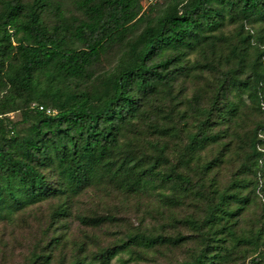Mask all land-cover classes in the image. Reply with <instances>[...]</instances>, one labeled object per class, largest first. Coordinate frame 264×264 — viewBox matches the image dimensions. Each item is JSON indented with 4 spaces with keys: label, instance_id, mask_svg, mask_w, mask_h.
<instances>
[{
    "label": "trees",
    "instance_id": "1",
    "mask_svg": "<svg viewBox=\"0 0 264 264\" xmlns=\"http://www.w3.org/2000/svg\"><path fill=\"white\" fill-rule=\"evenodd\" d=\"M143 2L75 0L80 15L68 17L56 0H0V222L14 225L30 210L60 201L42 232L46 240L35 245L25 264H112L135 248L171 243L136 233L114 247L93 250L101 241L99 231L113 221L99 215L80 216L85 235L72 239L71 202L99 188L128 195L170 190L160 196L168 207L188 201L205 206L204 219L186 222L203 244L187 264H225L231 248L228 238L219 237L225 234L221 229L238 240L234 221L249 200L238 184L224 191L206 184L217 160L198 159L203 173L196 181L164 171L160 159L148 164L139 153L145 131L167 138L176 129L165 127L157 111L177 99L178 88L184 93L196 69L191 56L207 48L215 52L218 44L231 45L227 61L235 59L236 67L216 87L199 131L189 132L187 152L215 144L216 117H240L245 97L264 107V0H163L149 12ZM231 28L239 30L236 40L227 33ZM118 44L125 48L118 65L95 74ZM233 94L239 103L229 101ZM17 112L23 117L19 123L9 117ZM180 115L186 121V112ZM21 125H31L26 134ZM258 133L256 163L264 158Z\"/></svg>",
    "mask_w": 264,
    "mask_h": 264
},
{
    "label": "rangeland",
    "instance_id": "2",
    "mask_svg": "<svg viewBox=\"0 0 264 264\" xmlns=\"http://www.w3.org/2000/svg\"><path fill=\"white\" fill-rule=\"evenodd\" d=\"M56 2L63 7L68 17L80 15L75 8V0ZM142 29L143 26L138 27L135 34ZM238 31L231 28L227 33L236 40L234 36ZM232 43L237 44L236 41ZM231 50V45L218 44L215 52L207 48L191 56V65L196 66V69L189 85H186L183 94V89L178 88L175 93L177 99L169 100L167 105L161 106V112L157 111L165 127L176 129L167 138L145 131V136H142L144 145L139 154L148 164L160 159L164 171L189 174L196 181L203 173L197 168L198 159L201 158L203 162L217 160V166L206 177V184L209 186L213 183L221 191L238 184L241 197L249 200L244 203L249 205L245 207L242 217L234 221L237 223L234 232L238 240L221 229L225 234L219 237L228 238L231 248L225 264H264V158L256 163L253 155L256 133L259 132L258 140H264V107L259 108L245 97L240 117L229 121H224V115L223 119L216 117L211 129V134L219 136L215 144L197 153L187 152L189 132L199 131L200 121L205 120L202 113L211 106L216 87L225 79L226 73L236 67L235 59L232 64L227 61ZM124 51L125 48L120 44L111 47L95 67V74L112 71ZM250 56L251 60H255L254 50ZM229 101L239 103L240 99L233 94ZM180 111L186 112V121L181 120ZM9 117L15 123L23 120L21 112L10 114ZM186 124L187 130L183 132ZM31 125H21L19 131L26 134ZM259 150L264 152V143L259 145ZM190 158H194V161L188 163ZM169 192L157 190L142 195H128L113 189H92L71 202L75 204V214L70 220L74 224L72 239H81L85 235L83 231L86 227L79 221L80 216L110 217L113 221L99 231L101 241L92 247L93 250L114 247L121 241H128V236L136 233L161 237L171 242L152 249L135 248L133 252L120 255L112 264H187L203 244L194 228L186 222L189 219H204L205 206L188 201L181 207H168L160 196ZM59 203V200H54L34 208L18 217L14 225L0 222V264H25L35 245L46 240L42 232L49 224L53 208ZM88 232L91 237V229Z\"/></svg>",
    "mask_w": 264,
    "mask_h": 264
},
{
    "label": "built area",
    "instance_id": "3",
    "mask_svg": "<svg viewBox=\"0 0 264 264\" xmlns=\"http://www.w3.org/2000/svg\"><path fill=\"white\" fill-rule=\"evenodd\" d=\"M162 1L163 0H144L143 2L144 11L153 8ZM35 108H38L40 111L47 112L48 114H53V111L51 109H47L45 106L36 104Z\"/></svg>",
    "mask_w": 264,
    "mask_h": 264
}]
</instances>
